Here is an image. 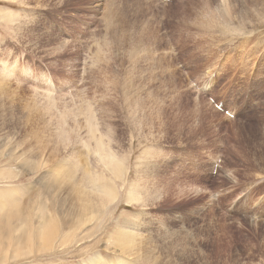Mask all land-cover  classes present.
<instances>
[{
	"label": "rangeland",
	"instance_id": "obj_1",
	"mask_svg": "<svg viewBox=\"0 0 264 264\" xmlns=\"http://www.w3.org/2000/svg\"><path fill=\"white\" fill-rule=\"evenodd\" d=\"M0 264H264V0H0Z\"/></svg>",
	"mask_w": 264,
	"mask_h": 264
},
{
	"label": "bare ground",
	"instance_id": "obj_2",
	"mask_svg": "<svg viewBox=\"0 0 264 264\" xmlns=\"http://www.w3.org/2000/svg\"><path fill=\"white\" fill-rule=\"evenodd\" d=\"M221 1V0H220ZM223 3H225V2H223ZM257 4V3H256ZM222 5V4H221ZM249 16V15H248ZM237 19V18H236ZM23 21V20H22ZM212 26V25H211ZM206 27V26H205ZM208 27V26H207ZM209 28V27H208ZM208 28H207V31H208ZM227 28V27H226ZM231 28V27H230ZM199 29V28H198ZM213 29V28H212ZM232 29V28H231ZM214 30V29H213ZM222 30V29H221ZM202 31V30H201ZM210 31V30H209ZM204 32H205V30H204ZM203 31H202V33H204ZM200 34H202L201 32H199ZM205 33H207V32H205ZM237 33V32H236ZM192 34V33H191ZM208 34V33H207ZM210 34V33H209ZM238 34V33H237ZM193 35V34H192ZM202 36H204V35H202ZM207 35H205L204 37L207 39V37H206ZM210 36V35H209ZM241 36V35H240ZM238 37V36H237ZM201 38V37H200ZM211 38H213V37H211ZM241 39V37H238V39ZM242 39H247L246 37L245 38H242ZM209 40V39H208ZM212 40V39H211ZM210 40V41H211ZM213 40H214V38H213ZM213 40L211 41L212 42V44H213ZM193 41H195V40H193ZM202 41H203V39H202ZM210 41L209 42H207V43H209V45H211L210 44ZM186 43V42H185ZM195 43V42H194ZM203 43V42H202ZM202 43H200V45L202 44ZM206 43V42H205ZM196 44V43H195ZM197 44H199V41H198V43ZM208 45V44H207ZM208 45V46H209ZM214 45V44H213ZM213 45L211 46V47H213ZM218 45V44H217ZM216 45V46H217ZM60 46V45H59ZM206 46V45H205ZM194 47V46H193ZM196 48H198V47H196ZM215 48V47H214ZM232 48V47H231ZM229 49V48H228ZM212 51V50H211ZM196 52V51H195ZM207 52H209V51H207ZM207 52H206V54H207ZM233 52V51H232ZM217 53V52H216ZM211 54H213V53H211ZM218 54V53H217ZM216 54V55H217ZM246 54V53H245ZM200 55V54H199ZM214 55V54H213ZM206 56V55H205ZM208 56H209V53H208ZM215 56V55H214ZM207 59V58H206ZM209 59V58H208ZM202 60H203V58H202ZM12 65V64H11ZM117 69V68H116ZM209 69V68H208ZM2 70H4V69H2ZM167 70V69H166ZM207 70V69H206ZM206 70H205V72H206ZM205 74V73H204ZM203 74V75H204ZM4 75H6L5 73H4ZM11 75V74H10ZM206 75V74H205ZM204 76H202V78H203ZM6 80V79H5ZM10 80V79H9ZM207 80V79H206ZM7 81V80H6ZM5 82V81H4ZM3 84V83H2ZM5 85V84H4ZM2 87V86H1ZM206 104V103H205ZM85 106V105H84ZM87 111H88V109H87ZM95 111V110H94ZM89 112V111H88ZM93 114V113H92ZM99 114V113H98ZM95 116V115H94ZM100 119V118H99ZM101 119H103V118H101ZM93 121H94V119H93ZM92 121V122H93ZM89 122V121H88ZM95 123V122H94ZM90 128V127H89ZM101 129V128H100ZM97 134V133H96ZM97 137V136H96ZM97 140V139H96ZM88 145V144H87ZM90 146V145H89ZM154 151V150H153ZM156 152V151H155ZM95 153H96V155H99V159H100V157H101V160H103V161H105L106 162V165H108L109 166V168H112V169H115L116 167H117V165H118V157H117V154L116 153H114V152H112V151H110L109 149H106V147H105V145H104V143L102 142V140H100V138H99V141H98V143H97V146H96V148H95ZM104 154H106V155H104ZM89 161V160H88ZM215 162V161H214ZM223 163V162H222ZM89 166V165H88ZM107 166V167H108ZM76 167V166H75ZM95 176V175H94ZM83 179H84V186H83V183H82V181L83 180H80V182H79V184H80V191H81V194L83 195V198H82V200H83V202H84V198H86L87 199V201H86V205H87V207H88V205H90V203H89V201L90 202H92V203H94L93 202V199H91L90 198V196H89V192L87 191V189L85 188L86 187V184H85V181L86 180H93L92 179V174H91V172L90 171H88L87 169H85L84 170V177H82ZM94 181H95V179H94ZM88 182V181H87ZM90 182V181H89ZM91 183H92V181H91ZM95 184V183H94ZM94 184H93V186H94ZM97 184V183H96ZM95 184V185H96ZM98 185V184H97ZM89 186V185H88ZM93 189H96V188H93ZM100 189V190H99ZM99 189H98V191H101V192H103L102 193V197H101V200H102V203H101V205H100V202L98 203V201L97 200H95L99 205H97V206H100V207H102V205L103 204H105V201H103L104 199H105V195H110L111 196V194L113 195V193H115V192H113L114 190L112 189H109V190H106L105 188V190L104 189H102V188H100V186H99ZM94 192V191H93ZM103 194H105L104 196H103ZM99 195V194H98ZM107 196V197H108ZM93 198V197H92ZM109 200L108 201H110V198H108ZM256 201V200H255ZM83 204V203H82ZM95 204V203H94ZM107 204H108V202H107ZM254 205V204H253ZM252 205V206H253ZM84 206V205H83ZM96 206V208H98ZM217 206V205H216ZM106 207V206H105ZM250 207V206H249ZM96 208H94V210L96 209ZM98 211V210H97ZM246 213V212H245ZM249 213V212H248ZM256 214V213H255ZM260 215V214H259ZM141 225V224H140ZM144 226V225H143ZM134 233V232H133ZM7 235H4V233L2 234V238L3 237H6Z\"/></svg>",
	"mask_w": 264,
	"mask_h": 264
}]
</instances>
